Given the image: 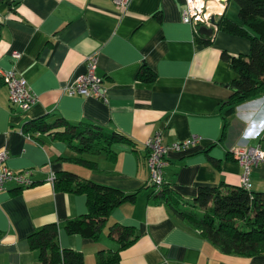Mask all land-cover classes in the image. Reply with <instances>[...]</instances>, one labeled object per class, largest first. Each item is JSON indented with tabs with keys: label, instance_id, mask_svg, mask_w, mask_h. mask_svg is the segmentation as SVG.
<instances>
[{
	"label": "crops",
	"instance_id": "obj_1",
	"mask_svg": "<svg viewBox=\"0 0 264 264\" xmlns=\"http://www.w3.org/2000/svg\"><path fill=\"white\" fill-rule=\"evenodd\" d=\"M180 1L129 0L122 10L111 0H0V148L7 150V167L30 169L33 180L0 189V264H42L27 235L46 223L57 225L59 247L80 252L82 264H102L113 255L125 240H117L121 225L131 228L127 238L135 237L114 253V264H264V251H219L177 213H202L191 205L200 185H240L233 146L264 150V92L229 113L220 105L236 77L221 53H246L248 39L218 25L209 36L195 32L180 19ZM206 3L218 19L243 26L235 0ZM93 50L106 101L61 89L83 72V58ZM142 66L151 79L138 77ZM10 67L37 96L25 109L8 101L1 71ZM33 120L43 121L44 129L31 132ZM90 127L116 134L114 156L68 146L65 134ZM154 131L167 144L198 136L183 148L166 149L158 187L148 182L145 164V141ZM59 170L133 196L110 209L95 238L69 233L65 223L87 211L86 195L54 188L47 177ZM249 178V190L264 193V160Z\"/></svg>",
	"mask_w": 264,
	"mask_h": 264
},
{
	"label": "trees",
	"instance_id": "obj_2",
	"mask_svg": "<svg viewBox=\"0 0 264 264\" xmlns=\"http://www.w3.org/2000/svg\"><path fill=\"white\" fill-rule=\"evenodd\" d=\"M235 2L238 7V18L243 26L223 16L219 17L217 25L228 32L245 36L249 41V47L246 53H221L222 57L228 60L231 69L236 72V77L228 82L231 87L230 94L220 102L227 113L238 102L264 92V0H235ZM207 42L208 38L204 43ZM137 75L142 79H151L153 73L142 66ZM31 123L29 126L31 132L44 129L45 123L41 120H33ZM83 132H86L83 140L77 143L72 142L71 139L75 135ZM95 136L103 139L93 142ZM115 138H118L115 133L106 134L93 127L73 130L64 135L68 146L76 152L103 149L109 157L114 156L110 143ZM77 160L86 166L93 164L82 158ZM52 182L54 188L82 192L86 195L87 211L77 218L68 219L65 229L69 233L78 232L91 238L96 237L99 226L108 216L110 209L133 196V193H123L114 187L80 178L69 170L56 171ZM162 191L161 188L159 194L167 202L168 197H164ZM168 204L175 210L169 201ZM191 205L202 208V213L197 214L192 211L186 212L187 214L177 213L184 214V217L191 221L219 251L245 255L264 251L263 192L246 190L239 185H200L191 200ZM130 233V226H119L117 240H125L112 253L113 255L104 259L102 264L117 262V256L114 253L135 237L133 235L127 238ZM27 238L30 245L39 250L42 264L73 262L82 264L80 252L59 247L55 223L43 224L31 231Z\"/></svg>",
	"mask_w": 264,
	"mask_h": 264
},
{
	"label": "built area",
	"instance_id": "obj_3",
	"mask_svg": "<svg viewBox=\"0 0 264 264\" xmlns=\"http://www.w3.org/2000/svg\"><path fill=\"white\" fill-rule=\"evenodd\" d=\"M129 0H111V2L120 9H126ZM207 0H181L179 6L180 19L188 22L197 32L199 24L211 25L209 16L211 11ZM219 1V0H216ZM12 56H17L18 52L12 50ZM96 57L97 52L93 50L83 58L84 70L76 74L70 81L63 84L62 91L67 94H80L83 96H94L106 101L105 86L100 75L96 74ZM1 79L7 89V98L11 104H15L21 109L27 108L36 98V94L31 91L25 79L18 75L13 67L1 71ZM197 135H191L180 141L164 143L163 135L160 131H154L145 141V164L148 172V182L156 187L162 184V167L166 163L164 153L166 149L178 150L197 140ZM231 153L237 162L241 165L239 183L242 188L249 190L250 178L249 173L258 161L264 160V150L258 145H237L231 148ZM7 156V150L0 148V189L4 188L6 182L12 181L19 186L26 187L33 183L30 176V169L22 171L13 170L4 164ZM48 180L53 179L50 173Z\"/></svg>",
	"mask_w": 264,
	"mask_h": 264
},
{
	"label": "water",
	"instance_id": "obj_4",
	"mask_svg": "<svg viewBox=\"0 0 264 264\" xmlns=\"http://www.w3.org/2000/svg\"><path fill=\"white\" fill-rule=\"evenodd\" d=\"M209 22L211 23L210 26L199 24L197 26V32L200 34H203L205 36H209L212 33L213 26H216L219 22V19L215 17L213 14H210L209 16Z\"/></svg>",
	"mask_w": 264,
	"mask_h": 264
}]
</instances>
